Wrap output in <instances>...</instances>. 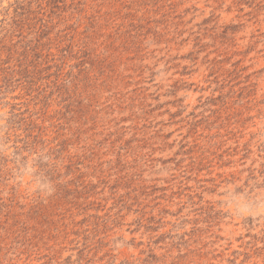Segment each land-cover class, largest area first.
<instances>
[{
	"label": "rangeland",
	"instance_id": "obj_1",
	"mask_svg": "<svg viewBox=\"0 0 264 264\" xmlns=\"http://www.w3.org/2000/svg\"><path fill=\"white\" fill-rule=\"evenodd\" d=\"M0 264H264V0H0Z\"/></svg>",
	"mask_w": 264,
	"mask_h": 264
}]
</instances>
